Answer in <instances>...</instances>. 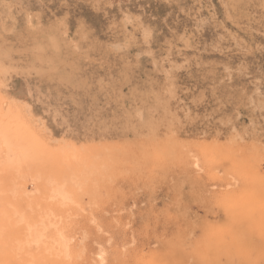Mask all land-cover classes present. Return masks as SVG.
<instances>
[{
	"label": "rangeland",
	"instance_id": "rangeland-1",
	"mask_svg": "<svg viewBox=\"0 0 264 264\" xmlns=\"http://www.w3.org/2000/svg\"><path fill=\"white\" fill-rule=\"evenodd\" d=\"M0 98V264H264V0H0Z\"/></svg>",
	"mask_w": 264,
	"mask_h": 264
},
{
	"label": "bare ground",
	"instance_id": "bare-ground-1",
	"mask_svg": "<svg viewBox=\"0 0 264 264\" xmlns=\"http://www.w3.org/2000/svg\"><path fill=\"white\" fill-rule=\"evenodd\" d=\"M7 102H4L0 98V169L6 167L8 164L18 163L20 161L21 157H24L27 154V146L23 143V139H22V129L19 128L20 127V124L18 123L19 117H17V116L15 117L14 114L10 113L11 108L9 105L7 107ZM22 127L24 129L25 125H22ZM203 159L204 158H202V157H198L196 160L197 165L203 163ZM70 195L71 194L68 192V190L65 189V187L63 185H61L58 188L52 189L51 195L49 197L51 200H53V199L58 200L59 199L60 201L62 200L63 202H70L73 200ZM18 213L22 217H24L23 213H21L19 211H18ZM45 214L41 216V220L40 219H39V221L37 220L36 224L26 223L27 226L24 228V230H26V234H25L26 238L24 240V243L26 245L27 244L32 245L33 243H38L42 239V237H45L44 232L48 228H50L48 230H51L53 227H55L56 232H55V230H53L54 231L53 234L55 233L54 234L55 238L51 237V238L47 239V240H50V239L53 240L54 239L53 241L50 240V241H52V244L50 246L51 253L53 251L54 254L59 253L65 259L70 258V256L72 255V252H73L72 244H74L73 243L74 237L69 235L64 230V228L61 229L60 227H58L59 222L57 223V221H53L50 218H49L50 219L49 220L48 217H45L46 216ZM47 216H49V215L47 214ZM20 217H19V219H21ZM26 224H24V225H26ZM24 225H23V227H24ZM50 233H52V231ZM23 235H24V233H23ZM54 235H52V236H54ZM108 242H107V244H109ZM49 244H50V242H49ZM45 245H46V243H45ZM96 249H97L96 253H95V260L96 261L94 260L95 263L104 264L106 262V256H107L106 245L98 244ZM57 256H59V255H57Z\"/></svg>",
	"mask_w": 264,
	"mask_h": 264
}]
</instances>
